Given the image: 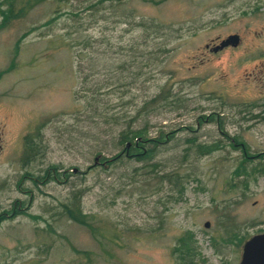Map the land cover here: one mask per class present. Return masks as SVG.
<instances>
[{"label": "rangeland", "instance_id": "rangeland-1", "mask_svg": "<svg viewBox=\"0 0 264 264\" xmlns=\"http://www.w3.org/2000/svg\"><path fill=\"white\" fill-rule=\"evenodd\" d=\"M13 8L0 29V264H189L174 251L183 234L191 264H239L227 229L264 231V173L251 170L264 162V0ZM234 32L237 45L211 49ZM141 127L161 140L150 159L120 142ZM192 137L215 147L187 149ZM78 191L101 240L64 213Z\"/></svg>", "mask_w": 264, "mask_h": 264}, {"label": "trees", "instance_id": "trees-1", "mask_svg": "<svg viewBox=\"0 0 264 264\" xmlns=\"http://www.w3.org/2000/svg\"><path fill=\"white\" fill-rule=\"evenodd\" d=\"M19 13H24L23 9L20 10ZM0 14L2 15V19L0 21V29H1L5 25L7 20L10 21L12 17L18 15V11H14L13 8V0H10L6 7L4 8L0 7ZM143 130H144L143 127L121 130L120 142L124 143V147H123L124 151L127 152L128 149L133 150L131 154L127 152V155H134L140 159H150L154 156L158 142H161V140H159V138H155L152 136H146ZM190 140H191V145L187 147V149L195 145L199 154H207L211 152L215 147L214 144H209L207 142H196L194 137L190 138ZM27 141H28V135L25 136V142L27 143ZM128 142L129 144H127ZM143 144L147 146L145 147V149ZM233 145L235 146V144ZM136 147H141L143 150L141 152H137L135 151ZM244 148L245 147H243V150H245ZM120 156H122V153L118 152L117 154L113 155L111 159L116 160ZM245 168L246 169L243 170L242 168L239 167L236 171V174L240 175L241 173H243L244 175H248L249 171L247 170L246 166ZM251 170L253 172L264 173V162H259L255 164L254 166H252ZM161 174L164 177H166V179L169 181L175 179L176 181H178L177 170H170ZM81 194L82 191H78L77 193H74L70 198H68L66 200V203H63L64 213L66 214V217L69 218L70 220L87 227L97 240H101L100 239L101 228L98 227L95 223H93L95 220L94 214L92 212H87L83 209L81 205ZM227 234L228 236H226L224 239L231 242L236 240L238 245L243 243V241L250 236V235L246 236V234L242 233L240 229L236 227V224H232V226H230V228L227 229ZM185 237H186L185 234L177 237V244H175L174 251L177 252L181 261L189 257L188 261L189 264H191L192 259L190 256L192 255V248L189 246L190 242L188 243V240L185 239ZM82 252L85 253L87 256L90 255V250H84Z\"/></svg>", "mask_w": 264, "mask_h": 264}, {"label": "water", "instance_id": "water-1", "mask_svg": "<svg viewBox=\"0 0 264 264\" xmlns=\"http://www.w3.org/2000/svg\"><path fill=\"white\" fill-rule=\"evenodd\" d=\"M239 41L240 35L238 33H229L211 49L217 51L227 45H237ZM97 162L98 156H95L94 163ZM205 225L208 226L209 221H205ZM239 264H264V231L253 233L243 241Z\"/></svg>", "mask_w": 264, "mask_h": 264}]
</instances>
